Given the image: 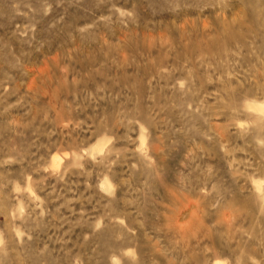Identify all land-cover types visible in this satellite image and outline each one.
<instances>
[{
  "label": "rangeland",
  "instance_id": "obj_1",
  "mask_svg": "<svg viewBox=\"0 0 264 264\" xmlns=\"http://www.w3.org/2000/svg\"><path fill=\"white\" fill-rule=\"evenodd\" d=\"M0 264H264V0H0Z\"/></svg>",
  "mask_w": 264,
  "mask_h": 264
}]
</instances>
